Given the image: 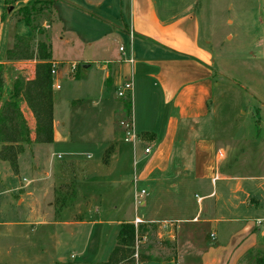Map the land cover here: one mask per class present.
<instances>
[{
    "label": "rangeland",
    "instance_id": "obj_1",
    "mask_svg": "<svg viewBox=\"0 0 264 264\" xmlns=\"http://www.w3.org/2000/svg\"><path fill=\"white\" fill-rule=\"evenodd\" d=\"M43 1L24 0L4 6L0 0L1 57H6L16 34L32 37L34 45L46 42L56 63L58 74L55 78L60 81L55 98L83 102V111L79 114L73 112L70 105L58 107L56 119L71 121L72 137H82L81 133L85 134L87 128L94 129L96 134L102 133L104 125L113 118L117 134L114 141L106 145L104 158L110 161L116 146L121 144L119 167L97 182H84L81 186L79 181L88 174L87 170L73 163L69 172L60 176L54 174L51 181H45L48 182L45 186L39 180L44 172L34 169L37 150L19 156L17 172L10 163L0 160V264L105 263L116 246L120 223L136 216L148 218L154 212L161 218H171L182 215L183 211H168L166 205L151 200L152 196L134 198L130 183L134 150L140 155L146 144L140 141L135 145L124 143L125 131L121 123L128 122L130 116L124 104L121 112V104L127 97L120 98L113 88L103 90L104 71L101 68L106 60L119 54L121 41L116 40L120 37L115 34V27L121 23L120 0H55L53 7ZM26 6L33 12L34 22L43 28V33L31 32L19 15L20 9ZM166 6L174 8V14L192 10L199 17L201 42L209 44L215 57L214 71L219 84L215 118L222 130L231 131L230 138L235 142L231 147H247L244 137L256 133L264 141V0H166ZM39 8L54 9L55 14L38 13ZM71 8L78 12L74 13ZM122 38V43L127 45L126 38ZM73 65L76 70L72 69ZM84 65L90 67L83 69ZM68 73L70 76H66ZM21 76L29 77L28 74ZM109 99L108 107L102 108L105 105L102 103ZM113 106H117L114 115L110 111ZM145 117L143 110L135 113L138 124L135 133L141 132L139 127L146 123ZM74 126L80 129L79 135ZM218 135L223 139L222 131ZM73 145L76 146L62 144L56 148L97 151L96 141H75ZM254 148L255 153L260 152L264 142ZM122 182L126 185L115 188ZM79 187L86 196L95 197L94 201L82 197ZM189 204L194 210L198 209L193 194ZM142 223L135 225L137 232L144 235L136 251L135 264L142 260L160 264H166L168 259L179 260L178 225L169 224L175 230L172 237L166 232V224ZM191 231L194 243L195 231ZM197 255L187 251L184 258L194 259ZM259 256L264 257V254ZM259 256L246 259L243 264H255Z\"/></svg>",
    "mask_w": 264,
    "mask_h": 264
},
{
    "label": "crops",
    "instance_id": "obj_2",
    "mask_svg": "<svg viewBox=\"0 0 264 264\" xmlns=\"http://www.w3.org/2000/svg\"><path fill=\"white\" fill-rule=\"evenodd\" d=\"M3 4L6 6L4 0ZM71 9L74 13L78 12L75 8ZM173 11L174 8L166 6V0H120L121 23L115 27L120 33H115L120 37L116 40L121 41L119 54L106 60L101 67L104 71L103 90L113 88L116 91L123 81L132 83L130 99L134 130H138L135 113L143 110L146 114V123L139 127L141 132L136 134H148L145 140L140 138V142L146 144L145 149L150 147L152 153L146 155L144 151L138 155L134 150L133 178L130 182L134 198L145 191L143 196H152L151 200L166 205V210L183 211L182 215L171 218H161L158 212H154L148 218L136 216L124 222L163 223L172 237L175 230L169 224H177L180 229L179 260L168 259L166 264H243L246 259L264 254V230L256 226L257 220H264V148L258 153L254 150L264 141L256 133L244 137L247 147H231L235 143L230 138L231 131L222 130L215 118L216 90L219 87L214 71L215 57L209 44L201 42L199 17L192 10L181 14H174ZM15 36L10 43L12 47ZM122 37L128 41L127 45L122 43ZM121 47L125 48L124 52L120 51ZM36 63L9 62L7 54L6 57L0 54L7 86L4 100L8 98L16 77L28 74V79H34ZM67 75L70 76V73ZM108 78H111L109 86L106 82ZM59 82L54 77V143L34 144L26 152L37 150L34 169L44 172L39 180L45 186L48 185L45 181H51L54 174L60 176L69 172L73 163L87 170L88 174L80 180L83 182L79 181L81 186L84 182H97L119 167L121 144L116 146L110 161L104 158L107 153L104 149L108 142L114 141L117 125L110 118L108 124L104 123L102 133L96 134L94 129L87 128L85 134L81 133L82 137H72L71 121L56 119V111L66 104L79 114L83 111V102L55 98ZM108 102H111L110 99L102 103L105 104L102 108L108 107ZM121 105L122 112L123 102ZM116 107L110 109L113 115ZM21 108L34 130L30 110L25 103ZM60 127L63 128L58 134ZM77 127L73 129L79 135ZM261 129L262 126L258 130ZM220 131L223 139L219 138ZM32 136L34 138V133ZM75 141H96L97 151L56 148L62 144L75 147ZM122 185L126 183H118L115 188H122ZM79 190L82 197L94 201L95 197L83 194L81 187ZM192 194L197 210L189 204ZM99 198L103 199V195ZM191 230L195 231L194 243ZM187 251L198 255L194 259H186L184 254ZM138 264L160 263L143 261Z\"/></svg>",
    "mask_w": 264,
    "mask_h": 264
},
{
    "label": "trees",
    "instance_id": "obj_3",
    "mask_svg": "<svg viewBox=\"0 0 264 264\" xmlns=\"http://www.w3.org/2000/svg\"><path fill=\"white\" fill-rule=\"evenodd\" d=\"M18 1L4 0L6 6H12ZM41 3L43 0H35ZM44 1L41 3L42 5ZM53 7L55 0H45ZM46 5V4H45ZM54 13L51 8H39L38 13ZM19 15L33 33H43V28L36 25L33 12L28 6L19 11ZM7 61H36L34 79L19 75L13 82L9 96L4 100L7 91L4 76L5 66L0 64V160L10 163L15 172L18 171L19 156L34 144L54 143V75L53 56L50 46L43 41L33 44L32 37L16 35L13 47L7 51ZM79 79V76L77 77ZM111 85V78L106 81ZM25 103L34 119V130L31 129L21 105ZM127 115H132L130 97L123 100ZM34 133V138L32 134ZM148 134H141L145 140ZM143 224V223H142ZM150 224V223H149ZM147 224V225H149ZM146 225V224H145ZM143 234L136 230L134 223L124 222L120 226L116 246L109 259L99 264H135L136 242L142 241ZM145 260H142V262ZM255 264H264V257L259 256Z\"/></svg>",
    "mask_w": 264,
    "mask_h": 264
},
{
    "label": "built area",
    "instance_id": "obj_4",
    "mask_svg": "<svg viewBox=\"0 0 264 264\" xmlns=\"http://www.w3.org/2000/svg\"><path fill=\"white\" fill-rule=\"evenodd\" d=\"M125 48L124 47H121L120 48V51L121 52H124ZM132 62V61H131ZM56 65H53V71H52V74L56 75ZM72 69L73 70H76V66L73 65L72 66ZM57 88L59 89L60 86H57ZM132 89H133V86H132V83L129 82V81H123L122 83L119 84L118 88H117V94L120 98H126V97H131V93H132ZM121 125L123 126L124 128V131H125V141L127 143H132L133 145L136 144L137 141H140V136H138L136 133H135V130H134V124H133V117L132 115L130 116V119L128 120V122H122ZM152 153V149L149 147V148H146L145 149V154L146 155H149ZM26 182V180H25ZM143 195H145V191H142L140 193V195H136V200L137 199H140ZM136 223V224H135ZM135 225H138L141 223V221H135ZM256 226L260 229V230H264V220H257L256 221ZM212 237L214 238V235H212ZM141 243V241H137L136 242V249L138 250L139 248V244ZM136 257H138V254L136 253L135 255Z\"/></svg>",
    "mask_w": 264,
    "mask_h": 264
},
{
    "label": "water",
    "instance_id": "obj_5",
    "mask_svg": "<svg viewBox=\"0 0 264 264\" xmlns=\"http://www.w3.org/2000/svg\"><path fill=\"white\" fill-rule=\"evenodd\" d=\"M13 9V8H12ZM89 65H84L83 69H88Z\"/></svg>",
    "mask_w": 264,
    "mask_h": 264
}]
</instances>
